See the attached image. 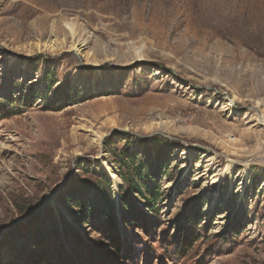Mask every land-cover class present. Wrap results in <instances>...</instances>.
<instances>
[{
	"label": "rangeland",
	"instance_id": "rangeland-1",
	"mask_svg": "<svg viewBox=\"0 0 264 264\" xmlns=\"http://www.w3.org/2000/svg\"><path fill=\"white\" fill-rule=\"evenodd\" d=\"M257 112L264 0H0V264H264Z\"/></svg>",
	"mask_w": 264,
	"mask_h": 264
},
{
	"label": "trees",
	"instance_id": "trees-1",
	"mask_svg": "<svg viewBox=\"0 0 264 264\" xmlns=\"http://www.w3.org/2000/svg\"><path fill=\"white\" fill-rule=\"evenodd\" d=\"M123 162H126V160L124 161V159L122 160ZM124 166H126V163H122ZM128 175H130L129 173L125 174V176H123V181L128 183L131 187L135 188V190L137 192H139L140 194H143L144 192L140 189V187H138V185L136 183H133V180L130 178H128ZM83 186L87 187L86 184H83ZM135 186V187H134ZM85 190H88V189H85ZM152 198L153 194H149ZM102 198L104 199L105 201V204H104V208L101 209H93L91 208V211H90V218H93V217H97L100 219V222L102 223H105V225L108 226V229H111V230H115V227L117 226L116 222H115V213H114V206L113 204L111 203V200H110V197H107L106 194L102 191L101 192V195ZM144 200H147V202L150 203V205L148 206V208H150L152 211H155V207L153 206V204H151V202L153 200H151L149 197L147 196H143ZM153 203V202H152ZM126 204V209L128 210L127 213L129 215L132 216V214H138L139 212L134 209L132 203H125ZM79 207H83V203H79L78 204ZM83 214V213H81ZM48 215V214H47ZM76 218V217H74ZM54 220L55 219H51L50 221L52 222V224H54ZM55 226V225H54ZM51 230L55 231V227H53ZM37 234H40V228H37V231L34 233L35 235ZM67 236V235H66ZM113 235L112 234H109L107 235V237L111 238ZM51 248V250L53 249V247H49ZM115 249H113V251H111V254L114 255L116 257V255L118 254L119 252V245H115L114 246ZM53 253V250L51 251ZM41 264H51L50 261H41Z\"/></svg>",
	"mask_w": 264,
	"mask_h": 264
},
{
	"label": "bare ground",
	"instance_id": "bare-ground-1",
	"mask_svg": "<svg viewBox=\"0 0 264 264\" xmlns=\"http://www.w3.org/2000/svg\"><path fill=\"white\" fill-rule=\"evenodd\" d=\"M236 22V21H234ZM68 25V24H67ZM70 30V39H71V42H70V45H69V49H71L75 54H79V50H80V47H83V44L80 43L79 41H76L75 40V33L72 31L71 28H68ZM79 40V39H77ZM229 102V101H228ZM230 105V103H228ZM231 108V107H230ZM256 115V118H257V122L260 124V125H264V114L263 113H258L255 114ZM231 166H232V163H229V169H231ZM248 171V167H244V172L247 173ZM112 173L111 171H109V175L110 177H112ZM115 179V178H114Z\"/></svg>",
	"mask_w": 264,
	"mask_h": 264
}]
</instances>
